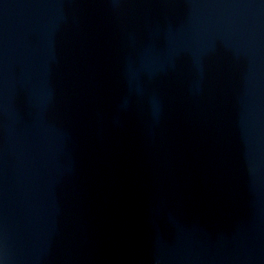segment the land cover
<instances>
[{"label":"water","instance_id":"1","mask_svg":"<svg viewBox=\"0 0 264 264\" xmlns=\"http://www.w3.org/2000/svg\"><path fill=\"white\" fill-rule=\"evenodd\" d=\"M0 264H264V0H0Z\"/></svg>","mask_w":264,"mask_h":264}]
</instances>
